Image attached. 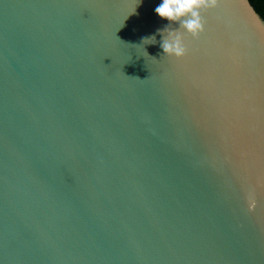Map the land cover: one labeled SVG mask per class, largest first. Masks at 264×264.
<instances>
[{
  "label": "water",
  "instance_id": "water-1",
  "mask_svg": "<svg viewBox=\"0 0 264 264\" xmlns=\"http://www.w3.org/2000/svg\"><path fill=\"white\" fill-rule=\"evenodd\" d=\"M159 2L0 0V264H264V18Z\"/></svg>",
  "mask_w": 264,
  "mask_h": 264
},
{
  "label": "clouds",
  "instance_id": "clouds-1",
  "mask_svg": "<svg viewBox=\"0 0 264 264\" xmlns=\"http://www.w3.org/2000/svg\"><path fill=\"white\" fill-rule=\"evenodd\" d=\"M214 2L215 0H160L156 4L154 8L155 13L160 18L166 19L169 22L165 27L157 29V32L162 34L160 47L164 54L182 56L186 51L183 33L170 29L168 25L175 22L188 32L196 34L203 28L199 9ZM155 41V34L145 35L141 38L140 44L144 47V45L154 43ZM144 49L146 50V48Z\"/></svg>",
  "mask_w": 264,
  "mask_h": 264
},
{
  "label": "trees",
  "instance_id": "trees-1",
  "mask_svg": "<svg viewBox=\"0 0 264 264\" xmlns=\"http://www.w3.org/2000/svg\"><path fill=\"white\" fill-rule=\"evenodd\" d=\"M256 11L264 18V0H250Z\"/></svg>",
  "mask_w": 264,
  "mask_h": 264
}]
</instances>
